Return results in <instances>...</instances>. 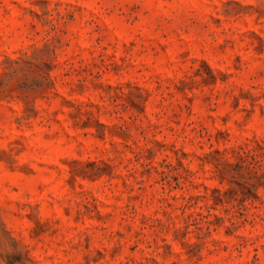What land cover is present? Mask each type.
Wrapping results in <instances>:
<instances>
[{
  "label": "rangeland",
  "instance_id": "rangeland-1",
  "mask_svg": "<svg viewBox=\"0 0 264 264\" xmlns=\"http://www.w3.org/2000/svg\"><path fill=\"white\" fill-rule=\"evenodd\" d=\"M0 264H264V0H0Z\"/></svg>",
  "mask_w": 264,
  "mask_h": 264
},
{
  "label": "clouds",
  "instance_id": "clouds-1",
  "mask_svg": "<svg viewBox=\"0 0 264 264\" xmlns=\"http://www.w3.org/2000/svg\"><path fill=\"white\" fill-rule=\"evenodd\" d=\"M257 3V0H232L233 7L239 5V6H245L250 4ZM3 213L0 212V249L6 248L9 244L15 243V240L13 239L14 233H11L7 225L3 222Z\"/></svg>",
  "mask_w": 264,
  "mask_h": 264
}]
</instances>
